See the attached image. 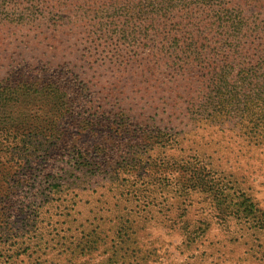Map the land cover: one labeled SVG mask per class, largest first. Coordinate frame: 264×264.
<instances>
[{
  "label": "rangeland",
  "instance_id": "rangeland-1",
  "mask_svg": "<svg viewBox=\"0 0 264 264\" xmlns=\"http://www.w3.org/2000/svg\"><path fill=\"white\" fill-rule=\"evenodd\" d=\"M55 1L36 12L0 11V84L60 76L76 92L72 108L29 100L0 109L2 131L37 123L56 140L58 130L65 136L62 148L35 154L31 177L18 174L26 182L6 214L13 224L0 236V264H264V230L231 215L215 191L230 200L245 193L264 210V129L250 139L257 128L237 106L215 116L188 111L189 89L199 106L204 87L194 69L171 74L161 40L155 48L130 42L112 59L114 46L97 43L95 23L110 15L103 3ZM229 2L264 31V0ZM246 48L254 57L246 71L261 83L260 56ZM131 137L136 145L118 149ZM196 160L213 184L180 168Z\"/></svg>",
  "mask_w": 264,
  "mask_h": 264
},
{
  "label": "trees",
  "instance_id": "trees-1",
  "mask_svg": "<svg viewBox=\"0 0 264 264\" xmlns=\"http://www.w3.org/2000/svg\"><path fill=\"white\" fill-rule=\"evenodd\" d=\"M98 1L103 3L110 15L108 19L95 23L96 35L99 34L100 39L97 43L104 40L110 47L114 46L109 52L112 59L118 56L121 58L120 50L130 42L145 41L146 45L151 44L152 48H155L161 40L159 44H162L163 60L173 71L171 74L184 75L186 70L194 69L198 73L199 83L204 87L202 103H199V106L194 103L193 89H189V99L193 103L188 111L195 115L206 113L215 116L230 114L232 107H240L257 128L253 130L250 139L259 140L260 135L257 132L264 129V80L261 83L255 82L259 80L255 73L246 71L251 60H254L246 48L249 46L258 52V63L264 68V31L259 24L256 25V22L243 16L238 7L231 8L230 0ZM49 2L50 0H0V11L36 12L40 4L46 5ZM91 12L94 13V10ZM92 59L93 57H88L89 62ZM237 64L247 66L239 71L238 76L241 77L233 80L230 73ZM54 79L62 80L63 85ZM33 80L28 75L19 80L12 77L4 80L0 84V109L13 104V107H17L29 100H58L63 101L65 108H72V96L76 92L69 89L66 79L60 76L46 79L41 75ZM179 96L181 97V94ZM126 116L128 115L121 108L120 117L126 119ZM29 124L26 120L25 125ZM125 124L122 121L118 123L121 129L127 132L128 125ZM29 126L28 132V127L12 129L13 131L0 129V236L12 231L13 223L6 214L15 207V199L26 182L22 177H18V174L25 170L26 177H31L33 174L30 173V168L35 154L49 151V146H57L60 144L58 140L65 138L64 135L59 136L60 130L56 131L59 133L56 140L55 134L39 128L37 123ZM105 128L109 130L108 126ZM124 139L117 140L118 149L120 145H136L133 137L128 138L126 143ZM37 141L44 143L36 146L33 143ZM166 143L169 144V141ZM17 158L19 161H16ZM180 168L186 170V174L190 172L205 177L206 186L214 183L212 179L207 180L214 175L199 160H196L195 164L181 165ZM215 191L221 206L231 202V215L239 220L252 222L257 232L264 230V210L250 195L238 192L239 194L235 193L230 200V194L226 197L220 189Z\"/></svg>",
  "mask_w": 264,
  "mask_h": 264
}]
</instances>
